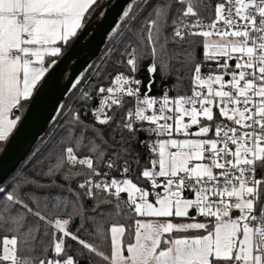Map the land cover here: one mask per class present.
I'll use <instances>...</instances> for the list:
<instances>
[{"label":"snow or ice","instance_id":"obj_1","mask_svg":"<svg viewBox=\"0 0 264 264\" xmlns=\"http://www.w3.org/2000/svg\"><path fill=\"white\" fill-rule=\"evenodd\" d=\"M96 4L0 0V142ZM127 7L91 78H73L81 107L57 115L51 183L0 182V264H264V0H216L207 23L201 0ZM184 71L191 94L170 96ZM157 74L172 81L159 97Z\"/></svg>","mask_w":264,"mask_h":264},{"label":"water","instance_id":"obj_2","mask_svg":"<svg viewBox=\"0 0 264 264\" xmlns=\"http://www.w3.org/2000/svg\"><path fill=\"white\" fill-rule=\"evenodd\" d=\"M129 3L130 0H104L85 30L46 74L0 153V182L12 178L57 119L62 103L74 91L70 87L73 78L84 76L101 55L115 31L114 25L121 23L122 12L129 10Z\"/></svg>","mask_w":264,"mask_h":264},{"label":"trees","instance_id":"obj_3","mask_svg":"<svg viewBox=\"0 0 264 264\" xmlns=\"http://www.w3.org/2000/svg\"><path fill=\"white\" fill-rule=\"evenodd\" d=\"M103 1L104 0H100L95 5V10L103 3ZM201 2L207 5L206 10L203 11V13H202V17L211 18L212 7L216 3V0H201ZM95 10L92 12L91 16L95 12ZM91 16L88 17L87 22ZM120 25H121V23H120ZM112 37H113V34L110 37L109 41L107 42L106 46L104 47L101 55L94 62V64H92L91 67L94 68L96 66H99L102 63V61L104 60V58L109 54L108 50L113 47ZM196 39H199V38L197 37ZM73 42H74V40L71 41L68 45H66L65 51H64L65 53L71 47ZM193 58L195 60L202 62V52L199 48H197L195 50ZM59 59L60 58H58V60ZM146 64H147V61L144 62V65L141 66V71L138 73V78L143 79L145 81H147V73H146V71H144V66ZM107 67L110 70L108 72L103 73V79L94 80L93 83H96V84L104 83L105 86H108L109 81L113 78L111 73H112V71H114V69L111 68V65H108ZM212 67H215V65H212ZM87 73H89L88 78H91V73L89 70L87 71ZM177 75H181V83L177 86V91L171 92V93L175 94V95L189 94L191 85H190L189 80H188V73L186 71H184L182 74H177ZM164 83L172 84V81L170 79H168L167 77H165L162 80L160 78V75L157 74V84L153 87V92L160 91V89ZM72 95H75V94H72ZM72 97L73 96H69L66 98V100L64 101V104H63L64 108H67L68 105H71V104H72L73 110H76V109L81 107V105L78 103L79 95L77 97H75V100ZM28 104H29V102H27V104L24 106H27ZM85 119H86L87 123H91V121H92L88 117H86ZM58 127H59V122H58V119H56L54 121V123L50 126V128L47 130V132L44 134V136L42 137V139L40 140V142L38 143L36 148L31 152V154L27 158L26 162L16 171V173L12 176V178L10 180H8L7 182H11L14 178L19 177L21 181L31 180V181H36V182L43 183V184H50L51 183V180L49 178L43 176V172L47 171V168L52 163H54V160H50V159L45 160L44 159V153L46 151L45 146L48 144L49 140L53 138V135L57 132ZM126 139H127V136H125V140ZM110 143H112V142L110 141ZM113 147L119 148V147H121V143H113ZM57 151H59V149ZM132 154L139 157V166L136 163H133L131 170H130V174L133 177L132 179L134 180V182H138L141 186H143L144 181H142V180L136 181V177L139 175V172H140L142 167L149 166L148 161H149L150 157L148 154V149L146 147L141 146L139 143H137L135 145V147L132 149ZM41 161H43V162L41 163ZM114 172L118 174V172H116V171H114ZM55 179L57 180V183L64 185V187H69V186L73 187V188L75 187L74 182L71 185H68V184H65V182L63 180L59 179L58 177ZM25 188H26V191L21 193V195H23L25 202L31 203V197L33 196L34 193L32 190H27V186H25ZM78 223H79V221L71 223V225H70L71 228L73 230H75L78 227ZM128 239H130V238L126 237L125 242H128Z\"/></svg>","mask_w":264,"mask_h":264},{"label":"built area","instance_id":"obj_4","mask_svg":"<svg viewBox=\"0 0 264 264\" xmlns=\"http://www.w3.org/2000/svg\"><path fill=\"white\" fill-rule=\"evenodd\" d=\"M204 20H205V23H207V22H209V20H210V18H204V17H202ZM216 87H219L218 85L216 86ZM162 88V87H161ZM82 90V89H81ZM72 94H75V95H72ZM191 93H189V94H185V95H190ZM78 95H80V93H79V91H73L72 93H71V95H69V96H73L72 98L75 100V97H77ZM152 95L153 96H157V97H159V96H161V89H160V91H158V92H153V90H152ZM169 95L170 96H176L175 94H172L171 92L169 93ZM68 96V97H69ZM72 101V100H71ZM70 101V102H71ZM69 102V103H70ZM63 104H64V102L62 103V106H63ZM69 106H71L72 107V104L71 105H68V107ZM88 118H90L91 120H92V117H91V115H89L88 116ZM185 120L187 121V117L185 118ZM195 130V128H193V131ZM139 135L140 136H145V134L143 133V132H141V133H139ZM112 175L113 176H118L119 175V173L117 174V173H115L114 171L112 172ZM129 175V177L130 178H133L132 176H131V174L129 173L128 174ZM186 195H191L190 193H186ZM253 239L254 240H256V239H258V237L257 236H253Z\"/></svg>","mask_w":264,"mask_h":264},{"label":"crops","instance_id":"obj_5","mask_svg":"<svg viewBox=\"0 0 264 264\" xmlns=\"http://www.w3.org/2000/svg\"><path fill=\"white\" fill-rule=\"evenodd\" d=\"M99 1H100V0H97V3H98ZM65 47H66V46H64V47L62 48V55L65 53V52H64V51H65ZM62 55H61V56H62ZM61 56H60V57H61ZM60 57H59V58H60ZM46 74H47V73H46ZM45 76H46V75H45ZM45 76L42 77L41 81L38 83V87L40 86V84H41L42 81L44 80ZM38 87H37V88H38ZM37 88L34 90L32 96L30 97V99L33 97V95H34L35 91L37 90ZM30 99H29L27 102H29ZM27 102H25V103L23 104V106L26 105ZM13 112L15 113V115H18L19 113H17V112H20V111H17V110H15V109H13ZM12 118H14V117H13V116H9V119H12ZM19 121H20V120H19ZM19 121L17 122V125H18ZM17 125H16V127H17ZM16 127H15V128H16ZM15 128H14V129L8 134V139H9V137L11 136V134L14 132ZM8 139H7V141H8ZM7 141H6V142H7ZM6 142H0V153H1V151L3 150V147L5 146ZM126 254H127V253H126Z\"/></svg>","mask_w":264,"mask_h":264},{"label":"rangeland","instance_id":"obj_6","mask_svg":"<svg viewBox=\"0 0 264 264\" xmlns=\"http://www.w3.org/2000/svg\"><path fill=\"white\" fill-rule=\"evenodd\" d=\"M120 25V24H119ZM94 64V63H93ZM92 66V65H91ZM89 70V69H88ZM28 106V105H27ZM27 106H23V108H22V110L19 112V116H20V120H21V117H22V115L24 114V112H25V110H26V108H27ZM126 254V253H125Z\"/></svg>","mask_w":264,"mask_h":264},{"label":"bare ground","instance_id":"obj_7","mask_svg":"<svg viewBox=\"0 0 264 264\" xmlns=\"http://www.w3.org/2000/svg\"><path fill=\"white\" fill-rule=\"evenodd\" d=\"M45 126V125H44Z\"/></svg>","mask_w":264,"mask_h":264}]
</instances>
